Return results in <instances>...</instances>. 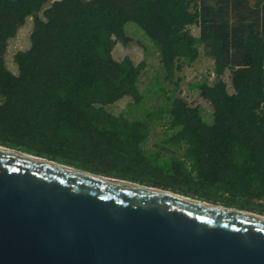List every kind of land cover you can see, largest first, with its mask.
<instances>
[{
  "label": "trees",
  "instance_id": "1",
  "mask_svg": "<svg viewBox=\"0 0 264 264\" xmlns=\"http://www.w3.org/2000/svg\"><path fill=\"white\" fill-rule=\"evenodd\" d=\"M29 19L11 71L6 50ZM127 22L175 87L205 47L213 68L195 101L172 91L156 115L126 112L145 99ZM0 146L264 215V0H0Z\"/></svg>",
  "mask_w": 264,
  "mask_h": 264
},
{
  "label": "water",
  "instance_id": "2",
  "mask_svg": "<svg viewBox=\"0 0 264 264\" xmlns=\"http://www.w3.org/2000/svg\"><path fill=\"white\" fill-rule=\"evenodd\" d=\"M0 264H264V215L0 146Z\"/></svg>",
  "mask_w": 264,
  "mask_h": 264
},
{
  "label": "rangeland",
  "instance_id": "3",
  "mask_svg": "<svg viewBox=\"0 0 264 264\" xmlns=\"http://www.w3.org/2000/svg\"><path fill=\"white\" fill-rule=\"evenodd\" d=\"M32 27V19L19 30L18 34L11 40L8 49L6 50L5 59L6 63L14 71L12 64V54L19 49H26L29 46L28 35ZM196 30V29H195ZM125 34L135 40H137L141 46L133 45V53L137 58L145 60V68L142 71L139 80V88L144 94L145 99L139 106H135L126 112H129L130 116L144 115L146 112H151L156 115V112L165 105L166 97L170 92H174L185 98L187 101H195L197 99V90L194 84L200 82L204 77L211 74L213 68V59L206 53V49L203 45L199 46V57L192 63H185L182 70L178 73L180 81L178 86L175 87L171 83L162 81L161 67L159 63V56L156 47L144 34V32L133 22H127L124 26ZM125 47L118 46L115 50L116 55H123L125 53ZM203 119L206 123L212 122V117L209 115V108L206 105L202 106ZM112 113L118 114L125 111L122 104H114L107 107ZM155 120L156 132L162 130L161 123L158 124ZM156 139L155 135L149 139V143H152Z\"/></svg>",
  "mask_w": 264,
  "mask_h": 264
}]
</instances>
